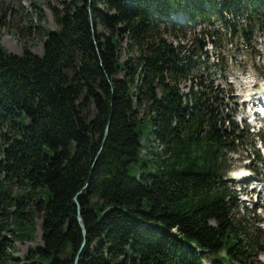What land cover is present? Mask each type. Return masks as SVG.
I'll return each mask as SVG.
<instances>
[{"label": "trees", "instance_id": "1", "mask_svg": "<svg viewBox=\"0 0 264 264\" xmlns=\"http://www.w3.org/2000/svg\"><path fill=\"white\" fill-rule=\"evenodd\" d=\"M49 9L57 28H45L41 56L0 43V264H264V230L241 217L226 180L251 136L215 87L228 61L165 38L180 37L172 17L185 11L249 46L264 32V0ZM37 217L42 245L15 257Z\"/></svg>", "mask_w": 264, "mask_h": 264}, {"label": "rangeland", "instance_id": "2", "mask_svg": "<svg viewBox=\"0 0 264 264\" xmlns=\"http://www.w3.org/2000/svg\"><path fill=\"white\" fill-rule=\"evenodd\" d=\"M62 1L69 2L71 0H0V10L5 15L3 16L5 26L0 28V43L11 54L21 55L25 49H28L34 54L41 56L43 54L44 42L48 36L45 28H49L50 30H56L57 28L49 5L57 6ZM34 2L42 8L43 16L40 17L38 9L32 6ZM27 13H33V17L30 18L34 26L32 29L29 28V22L26 18ZM172 22L177 24L178 30L182 29L180 30L181 32L177 31L180 35L177 39H174L169 34L165 35V38L170 43H173L175 47L183 45L186 49L191 50L197 43L196 38H200L207 43L205 51L208 53L211 62H219L218 56L220 55L227 59V67L222 73L220 67L214 70L215 87H218L220 84V88L225 90L226 96L230 97V100L226 102L229 103L232 110L244 112L242 106L243 99L238 97V95H241L243 92L245 93L246 86L255 85L253 90L256 92L258 85L261 87L264 85V32L257 30L254 33L251 45L247 48L245 45L246 41L241 36L236 37L232 44V40L228 39L230 30L221 22L217 21L215 24H210L208 22L202 23L198 20L191 21L185 11L175 14L172 17ZM184 35L185 37H183ZM217 38L223 41L219 48L216 47ZM231 75L239 77V85L236 81H233L234 76ZM253 77H256V80H252L256 81V84L250 82ZM232 82H236V84H231ZM190 86V82H183L182 87L184 88V92L188 91ZM236 121L240 127L244 124L243 117H240V112ZM249 131L251 136L245 146L241 147L240 152L237 154L229 155L231 161L226 180L230 186L234 187L235 190L237 189V203L241 217L245 218L250 226L259 225L264 230V203L257 204L254 207L253 201H243V197H240L238 194V191L243 188L240 187V184L237 186V183L233 181L236 172L246 169L247 167L245 166L248 163H250V167L257 168V174L264 177V163L257 161L256 157L257 152H259L260 157H263L264 146L261 145L260 139L257 138L256 132L258 129L249 128ZM145 136L148 137L147 134ZM153 146L156 147L157 145L153 144ZM15 191L20 190L15 188ZM260 207H263V210L259 209ZM34 223L37 229V232L33 236L34 239L25 243H14V249L11 248L8 251L9 253L14 254L17 258H23L31 248L35 249L42 245L41 218L37 217ZM259 260L264 262V255L260 256ZM206 264L211 263L207 262Z\"/></svg>", "mask_w": 264, "mask_h": 264}, {"label": "water", "instance_id": "3", "mask_svg": "<svg viewBox=\"0 0 264 264\" xmlns=\"http://www.w3.org/2000/svg\"><path fill=\"white\" fill-rule=\"evenodd\" d=\"M198 44H199V49H200L201 51H204V49H205L207 43H206L204 40L199 39V40H198ZM75 200H77V199H75ZM78 218H79V221H80L81 227H82V229H83L84 236L86 237V232H85V228H84V225H83V222H82L81 213H79V217H78ZM69 247H70V245L67 244V245H66V248H65V251H64V254H65V255H67V254L69 253ZM75 264H78V257H77V259H76V263H75Z\"/></svg>", "mask_w": 264, "mask_h": 264}, {"label": "bare ground", "instance_id": "4", "mask_svg": "<svg viewBox=\"0 0 264 264\" xmlns=\"http://www.w3.org/2000/svg\"><path fill=\"white\" fill-rule=\"evenodd\" d=\"M201 71L204 72V71H205V68H202ZM233 81H236L237 83H240V82H238L236 79H233ZM236 82H232V83H236ZM190 84H191V82H190ZM191 85H192V84H191ZM215 86H216V85H215ZM252 93H254V90H253ZM242 176H245V173H244L243 171H239L237 177H242Z\"/></svg>", "mask_w": 264, "mask_h": 264}, {"label": "built area", "instance_id": "5", "mask_svg": "<svg viewBox=\"0 0 264 264\" xmlns=\"http://www.w3.org/2000/svg\"><path fill=\"white\" fill-rule=\"evenodd\" d=\"M231 84H236V83H231ZM240 83H238L239 85ZM253 86H246V89H247V92L248 93H252L253 92V89H252Z\"/></svg>", "mask_w": 264, "mask_h": 264}]
</instances>
